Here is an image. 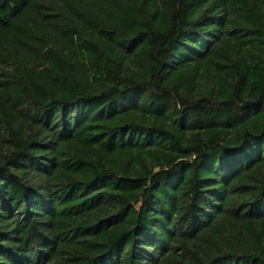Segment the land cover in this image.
Segmentation results:
<instances>
[{"label": "trees", "instance_id": "1", "mask_svg": "<svg viewBox=\"0 0 264 264\" xmlns=\"http://www.w3.org/2000/svg\"><path fill=\"white\" fill-rule=\"evenodd\" d=\"M0 264H264V0H0Z\"/></svg>", "mask_w": 264, "mask_h": 264}]
</instances>
